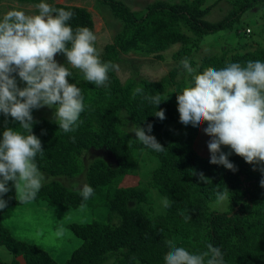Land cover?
I'll use <instances>...</instances> for the list:
<instances>
[{
    "label": "trees",
    "instance_id": "trees-1",
    "mask_svg": "<svg viewBox=\"0 0 264 264\" xmlns=\"http://www.w3.org/2000/svg\"><path fill=\"white\" fill-rule=\"evenodd\" d=\"M45 1L73 12V18L68 21L73 29L83 26L93 31L92 14L86 8ZM97 1L122 21L112 41L102 48V62L115 65L123 61L124 53L140 50L151 54L180 43L175 54L177 62L180 65V60L187 57L194 65L193 48L211 36L213 41L217 34L225 35L227 29L235 31L234 44L230 48L222 47L219 55L203 56L194 66L197 72L207 67L219 69L232 62L242 65L249 60L264 62V24L260 29L263 33L254 36L252 44L238 41L248 38L251 29L247 25L255 23L254 19L243 18L244 15L256 6L264 10V0H226L232 7L217 21L203 17L207 0H154L141 11L130 9L121 0ZM221 30L225 33H220ZM71 73L68 81L80 87L85 106L78 127L74 132L64 133L54 117H34L33 109L37 123L33 124L32 132L44 149L43 156L37 154L35 163L52 177H73L83 171L81 155L90 148H107L115 163L101 157L90 161L85 168V184L93 188V194L87 200L80 196V188L65 187L56 179L43 184L33 200H44L53 207L104 209L116 212L120 221L70 223L68 227L77 244L60 263L55 260L58 257L54 252L56 258L48 250L16 238L2 222L6 209L27 203L16 199L9 182L10 190L3 197L8 206L0 211V244L10 251L12 260L0 264H19L18 258L24 264H164L169 241L192 253L206 251L207 245L212 244L221 250L224 264H264V187L260 185L264 173L258 166L246 163L226 146H221V151L228 154L235 172L223 165L210 164L208 149L198 153L192 144L199 127L205 128L207 124L196 128L179 121L176 95L168 89L166 76L151 81L133 74L122 82L113 68L106 84L96 86L80 79L82 72ZM13 75L19 80L18 75ZM190 79L189 75V82ZM184 83L180 80L176 89ZM137 88H142V93L136 94ZM154 94H159L162 101L156 108L145 99L146 95ZM161 109L165 112L163 120L155 116ZM122 115L129 117L133 127L139 126L154 136L165 150L155 152L131 137L120 126ZM148 124L152 125L151 132L147 131ZM5 127L22 131L18 122L0 113V134ZM138 156L147 158V176H141L136 185L122 186L120 181L131 171ZM201 173L206 179H201ZM225 187L229 201L217 204L215 193ZM152 192L159 198L154 203L155 209L151 206ZM164 197L171 201L168 208L163 206ZM185 216L191 219L186 220Z\"/></svg>",
    "mask_w": 264,
    "mask_h": 264
},
{
    "label": "clouds",
    "instance_id": "clouds-1",
    "mask_svg": "<svg viewBox=\"0 0 264 264\" xmlns=\"http://www.w3.org/2000/svg\"><path fill=\"white\" fill-rule=\"evenodd\" d=\"M34 7L35 13L13 8L0 17V113L18 122L22 130L5 127L0 134V211L8 206L3 197L10 190L9 182L16 199L23 203L35 199L45 180L35 163L37 154L43 156L44 149L32 132L37 123L32 110L45 106L54 109V120L64 133L78 127L85 106L80 87L68 81L72 73L66 64L80 70L83 79L96 86H104L109 71L116 67L110 61H101L93 31L83 26L73 29L68 23L73 12L53 7L45 0ZM58 53L66 57V64L56 61ZM180 65L191 79L176 94L179 121L196 128L207 124L204 132L211 137L207 143L209 163L235 172L228 154L221 151V146H226L264 173V62H232L219 69L207 67L197 72L185 57ZM14 73L24 87L17 86ZM142 91L135 90L136 94ZM145 99L155 108L162 102L159 94L146 95ZM155 116L163 120L164 110L156 111ZM151 130L152 125L148 124L147 131ZM131 132L146 148L155 152L165 150L143 128L135 126ZM200 176L206 179L202 173ZM260 185L264 187V179ZM79 194L87 200L93 188L84 184ZM215 195L217 204L229 201L226 187ZM162 203L168 208L171 201L164 197ZM63 235V226L57 227L55 236ZM168 248L164 264H224L221 250L212 244L200 253L189 252L172 241Z\"/></svg>",
    "mask_w": 264,
    "mask_h": 264
},
{
    "label": "rangeland",
    "instance_id": "rangeland-1",
    "mask_svg": "<svg viewBox=\"0 0 264 264\" xmlns=\"http://www.w3.org/2000/svg\"><path fill=\"white\" fill-rule=\"evenodd\" d=\"M124 2L130 9L134 11L143 10L146 5L154 0H121ZM167 2H174L179 0H160ZM206 1V0H205ZM47 2V1H45ZM53 3L59 4H68V5H76L86 8L92 14V18L94 21L93 32L97 37L96 40V48L101 54L102 48L105 44L112 41L116 32L121 28L122 21L119 20L116 16L113 15L112 11L106 6L99 3L97 0H53ZM48 3V2H47ZM206 3L208 5L205 6L206 12L204 13V18L209 21H217L224 16L227 15L232 5L226 0H207ZM35 4L31 2H19L18 0H0V17L10 9H18L22 10L26 13H35L37 10L35 9ZM264 10L260 7H254L249 10L243 18L249 17V19H254L255 23L251 25H247L248 28L251 29L248 38L238 39V41H247L248 44H252V40L254 36H256L260 32L264 24ZM253 28L255 29V33H252ZM246 29V27H245ZM227 33L223 30L219 31L220 33L223 31L225 35L217 34L215 39L212 41V37L208 39H204L197 48H193V52L191 54V58L195 61L196 64L191 65L193 68L195 65H198L200 59L207 54H216L219 55L221 52V48H230L235 41L234 29H227ZM233 31V37L231 33ZM218 32V33H219ZM239 33H243V28L240 29ZM252 34H254L252 36ZM252 36V37H251ZM237 37V36H236ZM257 38V37H256ZM180 43H175L167 48L151 54H146L143 51L136 50L128 53H124L122 55V59L120 62L115 64L114 71L117 74V77L124 82L131 75H137L140 77H144L148 80L155 81L159 80L163 77L169 78L168 89L176 94H178L181 89L185 86L186 83L189 82V74L186 72L183 67H180L177 62L176 53L179 50ZM249 47V46H248ZM55 59L60 64H66V57L61 53L55 56ZM69 68L70 72H78L81 73L80 70L72 68L71 65L66 64ZM83 79V76L80 79ZM185 82L184 85L181 86L180 89H176V84L182 80ZM84 80V79H83ZM17 81L18 87H24V83L19 79ZM54 109H50L47 106L41 107L39 109H35L34 117H48L53 118ZM120 126L125 129L131 137H135V133L131 132L133 126L129 121V117L127 115H122V122ZM166 130H170L168 127ZM211 137L205 134L204 127H199V131L194 139L192 147L198 152L203 153L204 150H207V143L210 141ZM96 157H101L105 159L110 164L115 163L114 156L110 153L107 148H90L85 150L81 159L84 162V169L81 173L76 176H60V177H52L46 174L44 171L40 170V172L44 175L45 180L43 184L56 179L61 182L65 187H76L81 188L85 184V172L86 167ZM141 157L136 158V162L134 166L130 169L131 171L127 172V174L120 181L122 186H133L137 184V181L142 178L141 176H147V172L149 169V163ZM151 197V206L155 209L156 206L154 203L159 199L157 193H150ZM219 207L223 208V206L219 205ZM3 221L8 226V229L11 228V234L13 233L16 238L28 241L32 244H35L39 247H48V251L54 255L51 250L53 247L60 242L63 244L62 248L59 252V257L56 258L58 262H62L64 255L67 257L75 245L77 241L72 234V231L69 229L68 225L70 223H86L90 221H105L109 223H117L120 221L119 216L116 212H111L104 209L98 210H90L86 206H81L78 208H70V207H53L49 205L44 200L39 201H30L24 204L13 206L4 211L3 213ZM4 224V225H5ZM5 225V226H6ZM63 226L64 235L62 237L55 236V230L57 227ZM12 234V235H13ZM13 235V236H14ZM12 260V254L8 249L0 244V263H10ZM19 264H24L21 258H18Z\"/></svg>",
    "mask_w": 264,
    "mask_h": 264
},
{
    "label": "crops",
    "instance_id": "crops-1",
    "mask_svg": "<svg viewBox=\"0 0 264 264\" xmlns=\"http://www.w3.org/2000/svg\"><path fill=\"white\" fill-rule=\"evenodd\" d=\"M15 207L16 205H12L11 207H9V208H12V207ZM8 208V209H9ZM7 210V209H6ZM4 213V212H3ZM3 213H2V216H3ZM2 222L5 224V222L3 221V218H2ZM6 225V224H5ZM6 227L8 228V226L6 225ZM10 231H11V228H10ZM12 232V231H11ZM13 234V233H12ZM14 235V234H13ZM15 236V235H14ZM34 244H35V242H34ZM62 243L60 242L59 244H57V245H55L54 247H53V249H51V250H56V251H53L54 253H55V255L57 256V257H59V254L57 253V252H59L60 250H61V248H62ZM41 248H44V247H41ZM46 248V247H45ZM44 248V249H45ZM49 248V247H48ZM48 248L46 249V250H48ZM67 257H65V255H64V258H63V260H65Z\"/></svg>",
    "mask_w": 264,
    "mask_h": 264
}]
</instances>
